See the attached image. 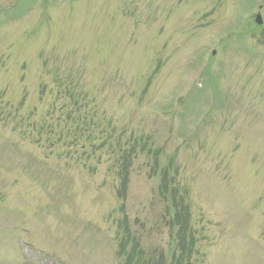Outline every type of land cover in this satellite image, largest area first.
Returning <instances> with one entry per match:
<instances>
[{
	"label": "rangeland",
	"instance_id": "rangeland-1",
	"mask_svg": "<svg viewBox=\"0 0 264 264\" xmlns=\"http://www.w3.org/2000/svg\"><path fill=\"white\" fill-rule=\"evenodd\" d=\"M259 11L0 0V264H124V218L143 258L170 264L164 169L190 204L191 264H264ZM135 138L122 199L117 157Z\"/></svg>",
	"mask_w": 264,
	"mask_h": 264
},
{
	"label": "trees",
	"instance_id": "trees-1",
	"mask_svg": "<svg viewBox=\"0 0 264 264\" xmlns=\"http://www.w3.org/2000/svg\"><path fill=\"white\" fill-rule=\"evenodd\" d=\"M145 147V144L140 145L138 139L135 138L128 147L122 149L121 154L117 157L118 176L120 178L117 194L122 199L126 198L127 195L133 157L139 150L145 151ZM147 152L151 153L150 150H147ZM152 154L157 155V152L154 151ZM155 158L158 157L155 156ZM155 167L156 163L154 160L153 170H155ZM175 182L176 185L174 184ZM160 194L174 209L170 223L174 231L176 230L177 252L174 254L170 264H191L190 259L195 246V238L190 227V204L187 202L185 194L179 189L175 174L170 175L168 169L162 171ZM124 222V227L123 224H119L123 232L119 241V254L126 256L124 264H164L163 260L152 263V261L143 258L140 244L132 236L126 218H124ZM129 245L130 248H128Z\"/></svg>",
	"mask_w": 264,
	"mask_h": 264
},
{
	"label": "water",
	"instance_id": "water-1",
	"mask_svg": "<svg viewBox=\"0 0 264 264\" xmlns=\"http://www.w3.org/2000/svg\"><path fill=\"white\" fill-rule=\"evenodd\" d=\"M256 21L257 22H262V18H261V15L260 14L257 15Z\"/></svg>",
	"mask_w": 264,
	"mask_h": 264
},
{
	"label": "flooded vegetation",
	"instance_id": "flooded-vegetation-1",
	"mask_svg": "<svg viewBox=\"0 0 264 264\" xmlns=\"http://www.w3.org/2000/svg\"><path fill=\"white\" fill-rule=\"evenodd\" d=\"M262 5H263V4L261 3L260 8H262Z\"/></svg>",
	"mask_w": 264,
	"mask_h": 264
}]
</instances>
